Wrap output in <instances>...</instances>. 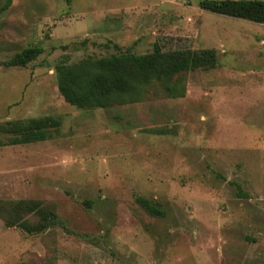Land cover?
Instances as JSON below:
<instances>
[{"label":"rangeland","instance_id":"374dc122","mask_svg":"<svg viewBox=\"0 0 264 264\" xmlns=\"http://www.w3.org/2000/svg\"><path fill=\"white\" fill-rule=\"evenodd\" d=\"M5 1L0 124L52 115L61 126L27 144L0 132V202L36 199L57 214L37 233L0 216V264H264V23L200 0ZM155 43L192 51L183 97L152 88L81 109L59 92V62ZM30 45L43 49L35 60L3 63Z\"/></svg>","mask_w":264,"mask_h":264},{"label":"trees","instance_id":"16d2710c","mask_svg":"<svg viewBox=\"0 0 264 264\" xmlns=\"http://www.w3.org/2000/svg\"><path fill=\"white\" fill-rule=\"evenodd\" d=\"M12 0H6L2 10ZM202 9L216 14L264 23V0H200ZM43 49L30 45L5 60L7 66H26ZM190 49L165 51L155 43L151 51L113 53L98 58L86 57L74 63L61 61L55 73L59 92L70 104L81 109L106 108L146 99L152 88L169 97L186 93V73L193 64ZM61 119L52 115L25 120H8L0 124V132L9 136L10 144L43 141L58 131ZM0 144H3L0 141ZM136 202L150 215L164 216L156 202L138 196ZM91 205L90 200H86ZM0 216L8 226H19L28 233L42 232L55 223V210L36 199L0 202ZM34 219V221L31 220Z\"/></svg>","mask_w":264,"mask_h":264}]
</instances>
